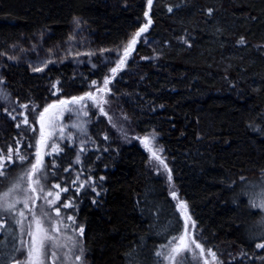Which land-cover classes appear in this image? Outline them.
Returning a JSON list of instances; mask_svg holds the SVG:
<instances>
[{"label": "trees", "instance_id": "1", "mask_svg": "<svg viewBox=\"0 0 264 264\" xmlns=\"http://www.w3.org/2000/svg\"><path fill=\"white\" fill-rule=\"evenodd\" d=\"M145 1L0 0V49L8 51L13 40L39 30L51 29L54 39H62L74 16L116 42L134 27ZM146 11L160 36V55L143 60L150 52L141 50L113 84L111 108H104L108 115L89 117L82 133L91 149L75 166L80 182L73 183L69 174L65 147L50 158L54 163L47 162L43 186L60 182L68 189L61 203L78 208L76 225L84 229L81 264L161 263L156 252L164 243L157 241L155 216L166 211L169 225L181 220L173 191L187 203L203 247L216 256L233 254L223 264L263 263L264 249L255 248L264 240L262 214L243 188L264 179V0H158ZM241 38L244 44L238 43ZM0 68L4 89L29 120L16 127L23 117L14 112L16 120L8 116L0 128V151L6 154L11 146L26 157L21 162L13 156L7 176L0 177L3 191L35 162L39 112L56 93L64 99L83 94L95 73L85 67L77 73L69 61L32 73L1 53ZM144 125L159 133L171 182L155 181L147 165L139 146ZM90 180L101 187L97 196L89 190ZM62 212L67 217L73 210ZM8 244L2 235L0 247Z\"/></svg>", "mask_w": 264, "mask_h": 264}, {"label": "rangeland", "instance_id": "2", "mask_svg": "<svg viewBox=\"0 0 264 264\" xmlns=\"http://www.w3.org/2000/svg\"><path fill=\"white\" fill-rule=\"evenodd\" d=\"M157 1L158 0H153L154 6H156ZM145 2H146L145 9L144 8L142 9V14L140 15V17L135 18L134 27L122 39L116 42H107V40L103 37V35L100 34L98 30H90L87 24L85 23V21L83 20V18L79 16H74L70 22V29L68 30V33L64 38L54 39L55 36L51 29L41 30V31L39 30V33L34 35L33 37L30 36L31 38L28 35L27 36L23 35L20 36V38L13 40L11 43H9L12 46L8 51L5 49L3 50V48H1L0 49L1 56L10 64L27 66L32 73H42L45 72L48 68L51 67L53 68L56 65H60L65 61H69L73 64L75 71L77 73L81 71L82 67L87 68L88 69L87 71H94L95 74L92 76L93 79L92 81L97 82L96 87H102V82L104 78L111 77L112 75L110 69L115 66L117 54H122L123 47L127 43V41L131 38V36L136 31H138L140 27H142L145 23H147V18L144 16V13L148 8L147 0ZM181 9L183 8L180 7L178 11ZM160 42H161L160 36L154 32L153 22H152L148 28V31L143 34L141 40L136 44L134 50L127 58L126 64L123 67V69L119 71L114 78H112L111 83L109 84V88L112 90L113 84L116 81L122 79V73L124 72L128 63L130 61L135 60V58L138 57L137 55L141 50L150 52L149 56L146 55L142 58L143 60L150 57L151 58L158 57L161 51ZM165 45H167V43H165ZM260 48L263 52L261 53V55L264 56V43ZM256 51L261 52L260 50H256ZM45 64L47 65L46 67ZM34 67H42L44 70L33 71ZM101 68L104 71H101L100 70ZM92 81L89 83L87 82L88 88L86 87L85 92L80 96H83L85 93L88 92H95L96 88L92 86ZM54 85H56L55 89H57L58 82H55ZM110 94H107L105 97L107 99V103L103 105L104 108L106 106L111 108L110 106L111 101H109ZM57 96L58 93L55 94V99L51 104L58 103L60 99H64ZM5 97L7 98L5 99ZM84 104L86 106L83 107V109H81L80 105H73L70 106L71 110L65 109L58 115L57 121L55 122V128H56L55 133H53L47 140V147L41 148V154L44 164L43 171L41 174H44V169L46 166H48L47 162L54 163L53 161L50 160V158L54 159L53 158L54 156L57 157L58 155L63 153L66 147L65 163L67 168L70 169L69 174L72 175L74 181L80 182L81 174L75 168V166L77 165V156H79L80 159V157L83 156V153L91 149L90 143L87 142L86 137L82 133L83 127L88 122L89 117L91 116L92 113H96L97 114L96 116L102 115L99 111V108L93 106L91 101H85ZM84 111H86L88 115L85 116L83 114ZM115 111L117 110L115 109ZM8 112L18 113L12 97L4 89L1 83V71H0V128L4 127V125L7 123L9 116ZM61 129H63L62 133L60 131ZM46 131L51 132L52 129L49 128L46 129ZM153 134L155 135V140L153 141L154 147L158 149H162L161 146L159 145L160 138L156 127H154L153 125L143 126L142 138L146 136H151ZM139 146L146 153L147 165L150 171L155 175L156 178L155 181L163 180L166 183L167 182L166 180L168 179L167 178L168 172L164 169L162 165H160L157 161L151 158V154L145 149L141 141L139 142ZM81 149H83V151H81ZM159 155L163 158L165 164H167V157L165 156L163 149L159 153ZM53 167L56 168L57 167L56 164H54ZM167 168L170 169L168 164H167ZM43 179H44L43 177L40 178V183L42 185H43ZM55 184L60 185V182H55L53 185ZM22 185L23 187H27V182L26 181L22 182ZM88 187H90L89 190L95 196L98 195V191L99 189H101L100 185L97 186L93 180H90L88 182ZM262 188H264V179H262L261 182L259 183L258 182L252 183L249 186L243 188L244 190L246 189L245 196L251 203L252 207L260 211L262 214L263 220L260 221L259 223L260 228H264V209L260 207H255L253 206V204L254 202L259 203V193ZM48 190H52L53 192L56 191V189L53 188H49L45 191ZM79 193L81 192H78V194ZM28 195H31V193H28ZM61 195L63 196L65 195V193H62ZM24 197H25V193L21 192L18 198L23 200ZM174 200L176 204L178 203V201H184L181 200L179 196H177V199ZM38 203H39V207L38 209H35ZM29 204L30 207H32L31 201H29ZM63 204L64 203H61V199H60L59 203L54 206L61 208L62 217H63L62 215ZM165 204L168 208L169 203L166 201ZM17 209L24 211L25 216L27 217V219L23 220V225L16 223V219H20L19 217L13 219L12 216H10L7 213L0 214V224H4L5 226L3 230H0V235L1 236L4 235V238L7 237L9 243L5 247H0V264L3 263L8 264V261L9 264H16L17 260L23 261L26 257V251H16L15 249H22L24 246L21 244V241H27L29 239L26 232L28 225L32 220V215L27 209L23 208V204H18ZM77 209H78L77 206L73 204V207H70V210H73V212H70L68 214V216L71 215L74 217L75 226H78V224L76 225V217L74 214V210ZM161 209L162 207L159 208V210ZM34 211L37 216H41V217H43V214L45 212H47L49 215L53 217L55 216L53 209L49 208L43 199L36 200ZM168 216L169 215L166 213V211L165 212L161 211L160 216L158 213L155 216V221H157L156 222L157 230L161 231L159 235H156V238L158 242H163L164 245H166L169 240H172L174 236L180 235V233L183 231V223H184L183 217L181 216L180 221H178L176 218L172 219L174 220V222H171V224L169 225L168 224L169 222H165L168 221L167 220ZM66 223L71 224V221H66ZM167 224L168 226H166ZM45 227H47L46 220H45ZM196 227L197 225L195 223V229L193 230L194 234L196 232ZM66 236L73 237V239H75L78 242V246L77 248L71 251L70 253L71 258L67 260L64 259V253L68 252V249L67 248L59 249L58 255L60 256V259L57 260V264H77V262L75 261V256L80 255V251H78V247L80 245H83L81 240L82 237L76 236L71 228L67 230ZM8 256L10 257V260H8ZM184 257L186 258V264H203L201 259L199 258L194 259L192 253L186 252L184 253ZM224 257L227 258L228 260H232L233 254L232 253L228 255L219 254V256H217L219 264H223ZM206 258H208L209 260L211 259L210 257H206ZM262 262L263 263L260 264H264V259ZM79 264H81V261L79 262ZM148 264H157V263H155L154 260L151 259L148 262ZM159 264H164V262L161 261V263Z\"/></svg>", "mask_w": 264, "mask_h": 264}, {"label": "snow or ice", "instance_id": "3", "mask_svg": "<svg viewBox=\"0 0 264 264\" xmlns=\"http://www.w3.org/2000/svg\"><path fill=\"white\" fill-rule=\"evenodd\" d=\"M153 0H147L148 8L151 9ZM168 11L171 12L172 8L169 7ZM211 14V9L208 10ZM144 16L147 18V23L136 31L127 43L123 47L122 54H117V59L115 61V66L110 69L111 77H105L102 82V87H96L97 82L92 81V86L96 88L95 92L85 93L83 96H73L70 99H60L58 103L49 104L43 108L38 115L39 128V140L37 141V151L35 153V162L31 163V167L24 172L23 175L16 177L12 180L6 190L0 191V214L7 213L16 219V223L23 225V220L27 219L25 212L17 209L18 204H23V208L27 209L31 215L32 220L27 228V236L29 239L27 241H21L24 246L22 249H15L16 251H26V257L23 261L17 260L16 264H57V260L60 259L58 255V250L67 248L68 252L64 253V259H70V253L73 249L77 248L78 242L71 236H66L68 229H72L76 236L82 237L84 229L82 226H75V219L73 216L69 215L67 217L61 216V208L54 207L59 203L61 199V193L67 192V188H61L59 184L52 185L55 192L52 190L45 191L44 186L40 183L41 173L43 171V159L41 154V148L47 147V140L49 137L55 133V122L57 121L58 115L65 109L71 110L70 106L80 105L81 109L85 107V101H91L92 105L99 108L101 114L107 116L108 113L105 111L103 105L107 103L105 98L107 94L111 93L109 84L112 78L123 69L126 64L127 58L130 56L131 52L134 50L136 44L141 40L144 33L148 31L149 26L152 21L149 16V12L146 11ZM240 44H244L243 38L238 41ZM47 65L45 64V67ZM42 67H34L33 71H43ZM53 88L56 85L52 86ZM55 94V93H53ZM7 97H5L6 99ZM21 108L27 109L28 105L21 104ZM7 111V110H5ZM14 111V109H13ZM86 116L88 113L83 112ZM12 120H16V116L12 115V112H8ZM23 117V119L16 124V127H20L21 124L28 125V116L25 113H18ZM127 118V117H125ZM109 122H111V117H108ZM75 126V125H74ZM115 126V125H113ZM52 129L51 132H47L46 129ZM35 131V129H33ZM61 133L63 129L60 130ZM107 139V137H105ZM155 140V135L146 136L141 138V143L144 145L145 149L151 154V158L157 161L164 169L168 172V181L171 182L172 175L171 170L167 168L163 158L159 155L162 149L154 147L153 141ZM83 151V149H81ZM13 156L17 160L23 162L26 157L20 153L19 148L13 150L9 146L6 150L0 151V177L7 176V166L13 163ZM77 162H79V156H77ZM102 179V178H101ZM27 182V187H23L22 182ZM75 183V181H73ZM83 184H81V187ZM21 192L25 193L23 200L19 199V194ZM31 193V195H28ZM173 199H177V194L175 191L171 193ZM43 199L49 208H52L55 216H51L48 213H44L43 217L37 216L34 211V206L36 200ZM29 201H31L32 207H30ZM255 207H260L264 209V188L261 189L259 193V203L253 204ZM63 208L72 207L71 202L64 203ZM177 210L181 213L183 217V231L178 236H174L172 240L162 246L160 251L156 252V256L161 258L164 264H186V258L184 253H192L193 258H199L202 260L203 264H219L216 253L212 249H207L196 239L193 230L195 229V221L192 220L191 215L188 212L187 203L184 201H178ZM45 220L47 221V227H45ZM66 221H71V224L66 223ZM4 224H0V230L4 229ZM264 236V232L260 234ZM256 249H264V240L255 243ZM83 255V249L80 248V255L75 256V261L77 264L81 261ZM206 257H210L209 260Z\"/></svg>", "mask_w": 264, "mask_h": 264}]
</instances>
